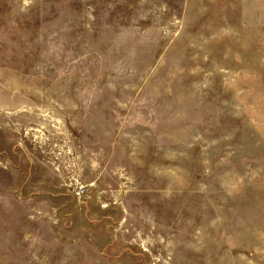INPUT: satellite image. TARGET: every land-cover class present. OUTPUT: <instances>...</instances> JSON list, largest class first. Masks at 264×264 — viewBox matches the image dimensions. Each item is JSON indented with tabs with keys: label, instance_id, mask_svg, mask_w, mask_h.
<instances>
[{
	"label": "rangeland",
	"instance_id": "obj_1",
	"mask_svg": "<svg viewBox=\"0 0 264 264\" xmlns=\"http://www.w3.org/2000/svg\"><path fill=\"white\" fill-rule=\"evenodd\" d=\"M0 264H264V0H0Z\"/></svg>",
	"mask_w": 264,
	"mask_h": 264
}]
</instances>
